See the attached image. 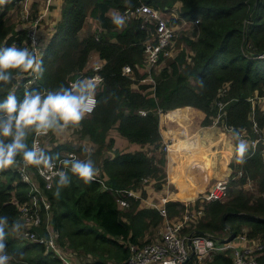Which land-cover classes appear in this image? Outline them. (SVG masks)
<instances>
[{
  "label": "trees",
  "instance_id": "trees-1",
  "mask_svg": "<svg viewBox=\"0 0 264 264\" xmlns=\"http://www.w3.org/2000/svg\"><path fill=\"white\" fill-rule=\"evenodd\" d=\"M13 2L0 10V48L12 44L29 47L26 30L7 16ZM141 2L160 9L180 3L181 19H200L196 37L176 34L172 45L162 51L152 71L154 89L152 83H140L147 75L144 49L150 29L141 27L142 18L124 15L125 9H135ZM111 10L116 15H111ZM116 17L124 18L123 25L114 23ZM88 21L95 28H87L81 36ZM179 22L172 18L174 25ZM40 29L43 76L30 87L25 85L29 73H21L10 85L0 84V100L10 93L22 99L26 89L47 91L70 86L87 69L92 53L99 54L104 83L96 91L97 106L75 127L90 145L76 147L58 140L52 132L43 138V150L48 154L87 152L86 158L90 154L97 179L85 184L73 176L71 185L56 196L57 178L53 187L46 189L51 202L50 223L60 245L75 251L77 258L87 259L88 264H129L131 244L145 243L150 228L157 227L162 216L157 209L144 207L140 199L128 196L127 190L141 188L146 178L155 188L162 187L166 177V153L161 149L165 135L179 142L209 127L217 112L215 100L224 86L228 87L229 102L225 123L246 126L252 135L250 116L255 109L256 121L264 130V110L250 100L255 94L264 96V0H63L61 18L53 25H40ZM126 66L131 68L128 74L124 73ZM136 83H140L138 88ZM141 110L147 114L142 115ZM34 135L28 138L30 147ZM47 138L50 145L45 143ZM121 138L138 147H118ZM263 148L242 164L237 163L234 148L230 164L234 172L229 185L238 189L252 179L258 194L248 195L242 188L229 193L225 201L208 203L198 226L200 232L213 235L218 242L230 236V228L237 236L247 226L250 238L264 242ZM159 149L164 156L158 155ZM17 159L23 161L22 157ZM16 168L0 169V216L9 219L5 243L10 264H63L54 252H46L43 243L10 231V225L19 222L17 202H27L30 194ZM239 170L244 174L234 178ZM119 197L130 200V207H120ZM177 206L168 204L172 212ZM34 230L39 236H49L45 223ZM232 262L231 251H225L210 264Z\"/></svg>",
  "mask_w": 264,
  "mask_h": 264
},
{
  "label": "built area",
  "instance_id": "built-area-1",
  "mask_svg": "<svg viewBox=\"0 0 264 264\" xmlns=\"http://www.w3.org/2000/svg\"><path fill=\"white\" fill-rule=\"evenodd\" d=\"M54 0H47L48 8L52 5ZM15 7L23 3V0H14ZM178 4V3H177ZM8 6V5H7ZM7 6L0 7V10H6ZM48 8L44 13H39L37 16H32L31 11L23 9L19 13V20L24 23L23 28L26 30V35L29 42V47L32 46L33 41L36 45L44 50L43 41L41 37L42 29L40 25L42 19L47 14ZM10 9L7 10L9 12ZM177 6L171 8H154L151 5L141 2L135 9L127 8L124 15H134L142 18V28L150 29L149 38L145 42L144 53L146 56L147 75L142 80L152 81L153 89L156 84L155 77L152 74L153 68L158 66L161 59L162 51L172 45L174 38L177 34V26L171 21L172 18H177ZM199 23L200 19L195 20ZM151 26V27H150ZM170 52H167L169 55ZM103 68V60L93 63L85 69L78 80L98 78V87L104 83V77L101 74ZM130 66L124 68V73H130ZM38 82L32 74L29 73L28 79L25 82L26 87L34 86ZM72 84V83H71ZM96 89V91H97ZM228 87L224 86L220 89L215 106L217 112L213 117L212 123L209 127H220L223 131L230 134L234 130L240 131L241 138L248 142V152L245 159L251 157L256 152L260 151V147H264V130L259 126L255 118L253 109L250 116L252 123V135L248 133L246 126L236 128L233 125L225 123V116L227 113L226 107L228 101L226 100ZM97 100V97H96ZM253 106H259L264 110V96L255 94L250 98ZM259 102V103H258ZM142 115H146V110H141ZM205 128V127H204ZM44 136L34 135L33 142H35L41 149H43ZM174 143L172 139L162 138V150L165 153L170 152V147ZM33 144V143H32ZM264 152V148L262 149ZM262 153V152H261ZM69 154H74L79 158L78 153L75 151L63 152L60 159H65ZM264 161V153L262 154ZM62 165L59 161L56 162V169L60 170ZM20 179L27 183L30 187L29 200L22 204L17 202L20 214L19 222L24 225L21 233L22 235L32 242L43 243L46 252H54L63 264H78L74 260L77 259L76 253L73 250L66 249L58 242V233L51 228L50 223V209L51 202L46 193V189L53 187L57 178L51 177V173L46 175L41 174L39 168L33 169L31 166H25L24 162H19L16 168ZM243 171L239 170L234 178L241 177ZM24 177L28 179L25 180ZM97 177L95 176L96 180ZM149 179L143 180V186L139 189H129L127 194L130 197L140 199L141 203L145 206L155 208L162 216L161 226L159 229L160 237L151 242H145L142 245L131 244V255L129 264H210L215 260L219 252L231 251L233 262L231 264H264L260 259L264 258V242L249 238L246 232H242L235 236L233 240H238L239 246L229 244H219L217 239L208 233H203L198 230V226L206 215V206L212 201H225L229 198V179H219L212 187L202 194H198L192 199H182L179 206L180 214L176 217L169 215L166 204H160L150 199L142 197L144 185L149 183ZM250 182V180H249ZM118 203L120 207H130V200L125 197H119ZM46 224V230L49 236H39L34 228L41 227ZM227 239V238H226ZM191 241V243H189ZM223 241V240H219Z\"/></svg>",
  "mask_w": 264,
  "mask_h": 264
},
{
  "label": "clouds",
  "instance_id": "clouds-1",
  "mask_svg": "<svg viewBox=\"0 0 264 264\" xmlns=\"http://www.w3.org/2000/svg\"><path fill=\"white\" fill-rule=\"evenodd\" d=\"M11 2L12 0H0V7ZM114 23L121 26L124 18L116 17ZM43 55L44 51L35 41L31 47L12 44L0 48V84H12L21 73L41 78L44 73ZM98 82V78L83 79L67 87L61 85L56 90L26 89L22 99L15 93H10L0 100V169L18 166L17 158L22 157L25 166L39 168L42 175L51 173V177L58 178L56 196L71 185L73 176L85 184L92 182L98 170L90 154L86 159L69 154L61 160L59 154H48L35 142L30 147L27 141L32 134H60L69 126H80L86 115L91 114L97 106ZM232 135L236 141L237 163L242 164L248 152V142L241 138L240 131L234 130ZM57 161L62 165L60 170H54ZM8 227V217L0 216V264H10L11 260L5 243ZM10 227L13 232L21 233L24 225L15 222Z\"/></svg>",
  "mask_w": 264,
  "mask_h": 264
},
{
  "label": "crops",
  "instance_id": "crops-1",
  "mask_svg": "<svg viewBox=\"0 0 264 264\" xmlns=\"http://www.w3.org/2000/svg\"><path fill=\"white\" fill-rule=\"evenodd\" d=\"M14 4L10 6L7 16L11 22L18 24L21 29L24 26V23L19 20L21 10L28 9L31 11L32 16H37L39 13H44L46 8H48L47 0H23V3L17 7ZM62 6L63 0H54L53 4L48 8L47 14L42 19L43 24L41 23V25H53L54 21H58L61 18ZM176 6L179 11L180 3L176 4ZM115 13L116 11H110L113 16L116 15ZM50 16L53 20L49 19ZM193 21L182 20L184 24H190ZM196 24L198 23L196 22ZM94 28L95 26L92 25L91 29ZM100 60L101 58L97 52L92 53L88 67L93 63L100 62ZM140 83L150 84L152 81L146 79L141 80ZM140 83H136L135 88H138ZM163 138L174 141L170 147V152L165 154V180L160 189L155 188L152 183L145 184L143 192L151 201L166 204L169 215L176 217L180 214L179 206L182 199H192L198 194L206 193L219 179H231L234 170L230 164L234 155L229 154L227 151L234 152L235 140L219 127H215V129L211 127L200 128L190 137L179 142H176L173 138H168L166 135ZM117 146L125 150H133L138 147L122 138L119 139ZM158 155L160 157L164 156L160 149ZM230 188L234 189L235 186L230 185ZM169 203L178 204L176 212H172L169 209ZM141 204L147 207L144 203ZM248 231V227H244L242 232L247 233ZM255 240L259 241V239ZM237 242L239 241L237 240ZM74 262L88 264L87 259L83 257L75 259Z\"/></svg>",
  "mask_w": 264,
  "mask_h": 264
},
{
  "label": "rangeland",
  "instance_id": "rangeland-1",
  "mask_svg": "<svg viewBox=\"0 0 264 264\" xmlns=\"http://www.w3.org/2000/svg\"><path fill=\"white\" fill-rule=\"evenodd\" d=\"M177 19L180 20V22L176 25L178 37H180L181 35H183V36L187 35L189 37H196L197 31H198L197 30L198 24H196L195 20L193 22H191L190 24L189 23L184 24V22H182V20H185V19L180 18L179 11L177 13ZM171 21H172V19H171ZM92 25H94V24H91V22L88 21V24L86 25L85 30L82 31L81 36H84L87 32V28L90 29ZM182 45H184V44H182ZM260 104L263 105L264 102L262 101ZM213 129H215V128H213ZM56 137L58 139H63L64 142L71 143V144L75 145L76 147H83V146L85 147V146L90 145L85 139H82L80 133L76 130L75 127L67 128L63 133L56 134ZM45 143L47 145H50L51 140H49V138H47L45 140ZM64 152H67V151H64ZM227 152L229 154L233 155V151H230V152L227 151ZM81 153L80 154L78 153V155L80 157L85 156V158H86L87 152H85V153L81 152ZM232 159L234 161V157ZM242 188L248 193V195H257L258 194V187H257V183L255 180L251 179L250 182L246 183L245 185H243V186L240 185V187L238 189H242ZM238 189L230 188V193L235 192V190H237L236 191V193H237ZM142 196L144 199H148V197H146V195L144 194L143 191H142ZM160 226H161V224H159L157 227L150 228L149 232L147 233V236L144 238L143 241L151 242V241H154L155 239L159 238L160 237V233H159ZM245 228H247V226H245ZM10 231H11V233L13 232L12 230H10ZM15 234L17 235V233H15ZM252 239H259V238H252ZM259 240H261V238ZM218 242H219V244H226L227 243V241H219V240H218ZM229 244H232L234 246H239L237 240H232L229 242Z\"/></svg>",
  "mask_w": 264,
  "mask_h": 264
},
{
  "label": "water",
  "instance_id": "water-1",
  "mask_svg": "<svg viewBox=\"0 0 264 264\" xmlns=\"http://www.w3.org/2000/svg\"><path fill=\"white\" fill-rule=\"evenodd\" d=\"M223 219H224V217H223ZM229 230H230V236L227 239H223V241H232L235 238L236 235H235L233 228H230ZM189 243H191V241H189ZM186 263H184V264H186Z\"/></svg>",
  "mask_w": 264,
  "mask_h": 264
}]
</instances>
